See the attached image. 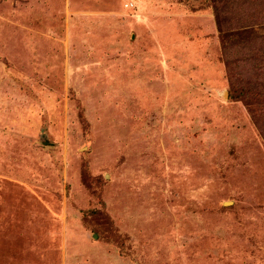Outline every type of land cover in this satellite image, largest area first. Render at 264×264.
I'll list each match as a JSON object with an SVG mask.
<instances>
[{
    "label": "rangeland",
    "instance_id": "obj_1",
    "mask_svg": "<svg viewBox=\"0 0 264 264\" xmlns=\"http://www.w3.org/2000/svg\"><path fill=\"white\" fill-rule=\"evenodd\" d=\"M230 1L0 0V264H264V2Z\"/></svg>",
    "mask_w": 264,
    "mask_h": 264
},
{
    "label": "trees",
    "instance_id": "obj_2",
    "mask_svg": "<svg viewBox=\"0 0 264 264\" xmlns=\"http://www.w3.org/2000/svg\"><path fill=\"white\" fill-rule=\"evenodd\" d=\"M230 1V0H229ZM244 1V3L246 4V3H248V4H253V3H255L256 2V0H242L241 2H243ZM259 2H264V0H258ZM230 3H232L231 1H230ZM238 90H240V89H238ZM241 92V91H240ZM243 96V93H239V97L238 98H241Z\"/></svg>",
    "mask_w": 264,
    "mask_h": 264
}]
</instances>
